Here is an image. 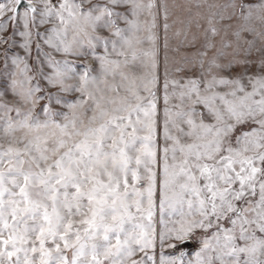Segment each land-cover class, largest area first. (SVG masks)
Instances as JSON below:
<instances>
[{"label": "snow or ice", "instance_id": "6c2138e0", "mask_svg": "<svg viewBox=\"0 0 264 264\" xmlns=\"http://www.w3.org/2000/svg\"><path fill=\"white\" fill-rule=\"evenodd\" d=\"M189 5L0 0V264H264V0Z\"/></svg>", "mask_w": 264, "mask_h": 264}, {"label": "rangeland", "instance_id": "374dc122", "mask_svg": "<svg viewBox=\"0 0 264 264\" xmlns=\"http://www.w3.org/2000/svg\"><path fill=\"white\" fill-rule=\"evenodd\" d=\"M165 2L168 5L169 11L171 13L169 17V23L171 24L173 21H177L175 24H173L172 28L170 29L168 36H169V49H168V56L170 62L173 60L179 61L180 58L185 54H190L195 51L196 47H199V43L195 47L187 46V42L185 41L183 44L181 43L184 41L183 34L179 37L175 36L174 33L177 30H180L182 33L185 30V24H181L179 21L184 20L186 21L189 17V0H165ZM210 3H227L228 0H209ZM246 2H253V0H246ZM196 9L192 7V12H195ZM162 23V21H161ZM203 24V21L201 22ZM233 24H235V20L232 21ZM189 34V39L191 38L192 33L196 32L195 25L193 24L190 28L187 29ZM10 31V29H9ZM245 37L247 39H252V37L248 34H245ZM17 39H19L17 37ZM202 39V38H201ZM229 39H231V36H229ZM219 40V37H217V41ZM164 43V32L163 29H160V71L161 74L163 73V63H164V55H165V49L163 47ZM261 42L259 40L256 41V47H260ZM179 49V51H173V49ZM228 52H231L232 49H228ZM259 54L254 53L250 59H256ZM240 69H235V71H239ZM192 248L195 247V245L191 246Z\"/></svg>", "mask_w": 264, "mask_h": 264}]
</instances>
